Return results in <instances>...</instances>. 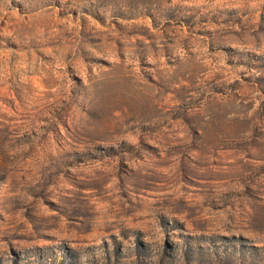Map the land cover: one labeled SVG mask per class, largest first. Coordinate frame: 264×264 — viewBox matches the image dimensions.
I'll return each mask as SVG.
<instances>
[{"label": "rangeland", "instance_id": "rangeland-1", "mask_svg": "<svg viewBox=\"0 0 264 264\" xmlns=\"http://www.w3.org/2000/svg\"><path fill=\"white\" fill-rule=\"evenodd\" d=\"M0 264H264V0H0Z\"/></svg>", "mask_w": 264, "mask_h": 264}]
</instances>
